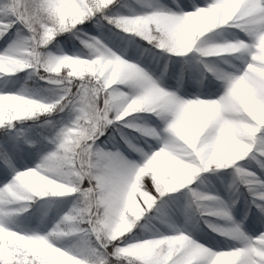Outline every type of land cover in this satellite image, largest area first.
Wrapping results in <instances>:
<instances>
[{
    "label": "snow or ice",
    "instance_id": "obj_1",
    "mask_svg": "<svg viewBox=\"0 0 264 264\" xmlns=\"http://www.w3.org/2000/svg\"><path fill=\"white\" fill-rule=\"evenodd\" d=\"M0 264H264V0H0Z\"/></svg>",
    "mask_w": 264,
    "mask_h": 264
}]
</instances>
